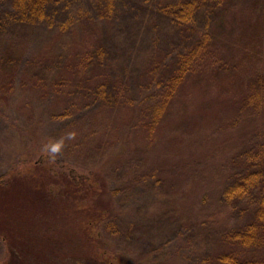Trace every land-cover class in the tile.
Returning a JSON list of instances; mask_svg holds the SVG:
<instances>
[{
	"label": "trees",
	"instance_id": "obj_1",
	"mask_svg": "<svg viewBox=\"0 0 264 264\" xmlns=\"http://www.w3.org/2000/svg\"><path fill=\"white\" fill-rule=\"evenodd\" d=\"M237 1L12 0L10 9L0 11V119L6 122L0 145L13 144L19 154L32 146L31 138L58 146L68 129L86 135L92 127L87 135L105 139L99 146L107 149L98 156L99 171L151 159L149 172L138 180L170 171L169 177L184 181L170 192L164 214L134 218L124 233L129 242L133 228L171 226L179 232L175 251L165 253L173 238L138 256L126 242L114 259L180 264L184 249V264H262L245 251L264 241V68L257 65L263 64L259 49L250 54L248 46L243 51L229 39L221 42L220 29ZM261 2L241 5L249 3L256 13ZM257 43L261 48L263 41ZM214 85L221 99L239 103L223 102L210 114L192 107L186 114L199 93L204 103L212 99L206 88ZM174 104L177 112L182 108L179 115ZM15 110L19 116L8 120ZM190 114L204 119L188 124ZM217 117L223 118L220 124ZM48 122L60 124L48 133ZM178 125L183 128L175 130ZM221 125L227 132L217 129ZM249 140L252 146L242 150ZM103 195L95 193L94 205ZM114 209L96 205L94 217L106 224ZM125 211L122 206L120 213Z\"/></svg>",
	"mask_w": 264,
	"mask_h": 264
},
{
	"label": "rangeland",
	"instance_id": "obj_2",
	"mask_svg": "<svg viewBox=\"0 0 264 264\" xmlns=\"http://www.w3.org/2000/svg\"><path fill=\"white\" fill-rule=\"evenodd\" d=\"M11 2L12 0H0V11L10 9ZM237 3L239 5L226 20L224 29H220V36L223 37L221 42H224V38L226 41L229 39V45L240 46V50L248 46L246 53L256 54V49H259L263 64L259 61L260 64L257 65L264 68V0L258 6L256 13L253 12L254 7H249V3L241 5L243 4L242 0H238ZM229 11L231 10L225 9V13ZM130 14L135 15V12L132 11ZM223 16L225 17V14ZM232 17L234 19L228 24L227 22ZM258 20H260L261 27L257 26ZM135 29L136 26L129 27V31ZM257 33H260L261 36H257ZM260 41H263V44L260 45L261 48L257 43ZM111 44L113 47L117 46V42L114 44L111 42ZM115 56L116 50L114 49L113 57ZM253 70L251 69V71ZM251 71L249 74H252ZM227 81L228 79L223 80L225 84ZM238 89L236 88V90ZM206 92L207 98L212 97V99L204 103L201 98L205 96L199 93L201 98L198 95L194 96L195 99L189 104L190 106H186L189 107L185 110L186 114L195 107L197 110L202 109L203 111L200 112L205 114L207 112L208 114L210 112L218 113L219 108L225 107L223 102H234L237 99H221L218 95L219 89L215 85L207 86ZM237 101L235 104L239 103ZM173 111V114L179 115L182 108L180 112H177L179 109L176 110L174 104ZM191 114L188 124L204 119H191ZM221 114L227 115L224 111ZM17 116L19 113L16 110L6 115L10 121ZM222 119L218 118L219 124ZM66 122L67 120L60 123L66 125ZM60 123L48 122L46 131L52 132L55 125ZM5 125L6 122L0 119V138L4 136L2 128ZM180 126L175 127V130L183 128ZM186 127L185 137H188L190 130L188 131V125ZM91 128L84 131L86 135H81L77 129L76 133L75 130L68 129L64 136L61 135L60 140L62 141L58 146L48 143L45 147V145L35 142L37 138H31V141H34L32 146L23 148L19 154L15 153L14 149L17 150V146H13V144L10 146L0 145V176L2 173H6L0 182V264H77L80 262L137 264L138 260L136 261L135 258L132 260L131 256L128 258L122 256V253L121 256L119 255L120 257L113 258L115 249L122 248L127 242L124 233L130 228L129 222L134 218L145 220L164 214L168 206L166 202H169L173 196V193L170 192L177 191L176 189L183 185L180 182L184 181L180 175L171 178L169 177L171 176L170 171H159L157 177L149 176L150 179L141 182L137 178H141V175L149 172L148 170L152 166L151 159L145 160L146 163L137 160L134 167H125L126 165L131 166L132 163L126 162L125 166L120 165L124 168L99 171L103 160H99L98 156H103V151L106 152L107 149L104 146L100 149L99 146L105 139L99 138L96 141L93 139L98 137L91 136L92 133L87 135ZM217 129L222 134L227 132L225 126L223 129ZM106 138L108 139V137ZM252 140H249L242 150L252 146V142H250ZM113 141H117V138ZM99 150L101 151L100 155H97ZM229 150L233 151L231 148ZM167 176L171 178L169 183ZM124 181L132 184L133 188L125 189L128 184L125 185ZM119 189H121L120 192H118ZM98 191L104 195L102 201L94 205V195ZM205 196L207 197L206 201H209L211 196L206 194ZM96 205L115 206L116 213L111 214L107 225L105 223L101 225L94 217ZM122 206L127 209L124 213H120ZM129 206H133V208L128 210ZM177 233H179L177 230L172 229L171 226L169 229L165 225L148 231L136 227L133 228L127 245L132 249V254L138 256L142 251L150 250L153 248L152 246L173 238L165 252L168 255L176 249V245L175 247L173 245L178 242L175 237ZM263 242L245 251L248 257L259 259L262 264H264ZM183 250L180 251V264H184ZM151 252L154 254L153 250ZM191 253H193L192 250L189 255Z\"/></svg>",
	"mask_w": 264,
	"mask_h": 264
},
{
	"label": "water",
	"instance_id": "obj_3",
	"mask_svg": "<svg viewBox=\"0 0 264 264\" xmlns=\"http://www.w3.org/2000/svg\"><path fill=\"white\" fill-rule=\"evenodd\" d=\"M77 264H91V263L80 262V263H77Z\"/></svg>",
	"mask_w": 264,
	"mask_h": 264
}]
</instances>
